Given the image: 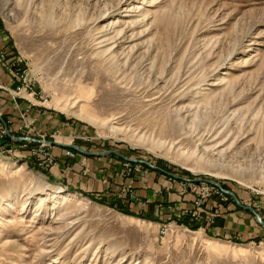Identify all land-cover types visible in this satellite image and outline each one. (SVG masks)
Segmentation results:
<instances>
[{
    "label": "rangeland",
    "instance_id": "obj_1",
    "mask_svg": "<svg viewBox=\"0 0 264 264\" xmlns=\"http://www.w3.org/2000/svg\"><path fill=\"white\" fill-rule=\"evenodd\" d=\"M0 17L36 92L20 99L78 127L59 128L72 144L213 179L264 221V0H0ZM22 143L0 151V264H264V230L126 214L105 202L140 213L135 194L50 180Z\"/></svg>",
    "mask_w": 264,
    "mask_h": 264
},
{
    "label": "crops",
    "instance_id": "obj_2",
    "mask_svg": "<svg viewBox=\"0 0 264 264\" xmlns=\"http://www.w3.org/2000/svg\"><path fill=\"white\" fill-rule=\"evenodd\" d=\"M0 49H5L13 54L17 51L16 43L12 34L6 27L3 19L0 17ZM18 82L13 75L7 72L0 65V114L11 121L9 126L12 134L21 135L19 127L24 124L25 119H34V129L36 131L52 133L55 129L61 128L65 132H77L78 127L71 124L57 115L55 112L48 110H38L36 107H30L25 99H15L13 90L17 87ZM69 142V141H68ZM70 143V142H69ZM19 147L20 145H13ZM21 148V147H20ZM81 157L69 159L63 155V147L54 151L57 158V165L52 167L48 172L50 180H59L66 187L75 191L91 190L103 194H115L114 188H120L126 181H132L136 199L130 205L143 203L145 212L153 207V213L160 217L171 214L168 206L176 205L180 213L181 208L192 205L191 196L179 195L175 189L173 192L163 191L157 193L156 190L167 182L168 174L160 170L151 169L148 175L138 176L135 179H124L119 171L124 156L110 151H91L83 147ZM26 153L29 150L26 149ZM24 151V150H23ZM119 152V151H116ZM120 153V152H119ZM121 159H116L120 157ZM82 162L89 163L92 166L90 174L85 175L82 170ZM105 166L106 168H101ZM124 203H129V199H122ZM136 201V202H135ZM135 202V203H134ZM126 203V204H127ZM139 205V204H138ZM143 211V210H142ZM165 212V214H164ZM264 230V226L258 225L254 220V212L247 206L239 204H227L219 210V214L212 225H207L205 231L212 236L231 237L233 239H251L257 237Z\"/></svg>",
    "mask_w": 264,
    "mask_h": 264
},
{
    "label": "built area",
    "instance_id": "obj_3",
    "mask_svg": "<svg viewBox=\"0 0 264 264\" xmlns=\"http://www.w3.org/2000/svg\"><path fill=\"white\" fill-rule=\"evenodd\" d=\"M26 64L28 63L23 55L12 56L7 50L0 49V65L13 75L19 83L12 92L15 99L26 98L25 95L27 94L34 97L36 93L30 82H28L29 71L26 68ZM30 107L32 106L30 105ZM8 123L11 124V121L4 120L0 114V151L5 148L3 143L6 137H9L14 143L23 142L21 147H26L29 150L30 156L36 160L38 167L42 170H48L57 165V158L53 152L56 146L63 147V155L68 159L77 157L78 150L75 148L76 145L72 144L73 140L79 138L77 135L63 134L60 129L52 133L36 131L34 129V119L29 118L25 119L24 124L19 127L22 134L15 135L11 133ZM67 140L70 143H66L65 141ZM6 150L11 151L13 149ZM144 162L143 160L125 156L121 162L120 175L124 179H134L137 174L147 173L148 169H144L142 164ZM81 164L84 174H88L90 170L86 168V163L82 162ZM147 164L155 167L150 163ZM169 175L167 182L159 187L156 192H173L176 189L179 195L191 196L192 202L190 207L181 208L180 213H178L179 208L176 205H169V210L175 217L174 222H180V219L187 217L194 223L199 224L200 230H205L207 225L215 223L219 210L226 206L232 197L235 198L239 205H243L232 190L213 179L188 177L186 175L179 176L176 174ZM122 187L125 196L132 195L134 197V185L131 180L126 181ZM185 226L190 228L187 225ZM167 229L168 226L163 224L161 233L165 234Z\"/></svg>",
    "mask_w": 264,
    "mask_h": 264
},
{
    "label": "trees",
    "instance_id": "obj_4",
    "mask_svg": "<svg viewBox=\"0 0 264 264\" xmlns=\"http://www.w3.org/2000/svg\"><path fill=\"white\" fill-rule=\"evenodd\" d=\"M85 195L89 196V194H87V193H85ZM105 203L109 204L111 207L116 208V209H118V210H120L126 214L139 215L140 217H143V218H149V219L157 220L155 217H153L152 213H148V211L147 212L141 211L140 213H137V212L129 209L127 205L122 204L120 201L119 202H114V201L113 202H105ZM180 222L182 224L189 226L191 229H194V230H197L200 227L199 224L194 223L193 221H191L187 217L180 219Z\"/></svg>",
    "mask_w": 264,
    "mask_h": 264
},
{
    "label": "water",
    "instance_id": "obj_5",
    "mask_svg": "<svg viewBox=\"0 0 264 264\" xmlns=\"http://www.w3.org/2000/svg\"><path fill=\"white\" fill-rule=\"evenodd\" d=\"M75 148H77V149H79V150H82V151H84L83 149H81L80 147H78V146H75ZM110 152H115V153H118V154H120V155H122L121 153H119V152H116V151H110ZM122 156H124V155H122ZM125 157V156H124ZM233 195L235 196V194L233 193ZM244 206V205H243ZM248 208L251 210V211H253L254 212V214H256V217H257V219H258V221L260 222V223H262V224H264V221L262 220V217H261V215L260 214H258L256 211H255V209L253 208V207H249L248 206Z\"/></svg>",
    "mask_w": 264,
    "mask_h": 264
}]
</instances>
